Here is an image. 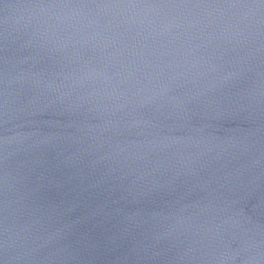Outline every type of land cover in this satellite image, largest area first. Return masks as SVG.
<instances>
[{
    "label": "water",
    "instance_id": "obj_1",
    "mask_svg": "<svg viewBox=\"0 0 264 264\" xmlns=\"http://www.w3.org/2000/svg\"><path fill=\"white\" fill-rule=\"evenodd\" d=\"M50 2L0 0V264H264V33L27 10ZM147 62L168 90L121 96Z\"/></svg>",
    "mask_w": 264,
    "mask_h": 264
},
{
    "label": "clouds",
    "instance_id": "obj_2",
    "mask_svg": "<svg viewBox=\"0 0 264 264\" xmlns=\"http://www.w3.org/2000/svg\"><path fill=\"white\" fill-rule=\"evenodd\" d=\"M86 8H95L99 10L100 14L111 13L114 16H124L131 14L134 10L142 9L146 12H159L164 9H204L211 10L207 12L208 16H219L223 18L228 17L226 27L235 31L237 34H247L249 38L264 33V0H254L252 3H225L223 5H188L180 4H122V3H72L71 0H52L50 3H40L31 5L27 10L33 13L39 12L41 14L53 13L58 22L70 19L75 16L84 15L83 10ZM59 10V11H57ZM67 10V11H66ZM178 17H170L168 23L164 26V30L183 28L185 24L178 22ZM145 21L141 20L143 24ZM203 21L198 17H194L187 21L188 27H196ZM210 26V24L206 25ZM172 64H153L151 62L144 63L142 67H132L125 72L117 73L116 76L119 80L117 89H123L120 92L121 96H126L130 91L135 90L134 94H139L145 91L152 90L153 96L160 95V92L167 91L168 89L160 83V92L155 91L153 88L154 82H159L166 74V70L172 69ZM18 137L14 138L17 139Z\"/></svg>",
    "mask_w": 264,
    "mask_h": 264
}]
</instances>
